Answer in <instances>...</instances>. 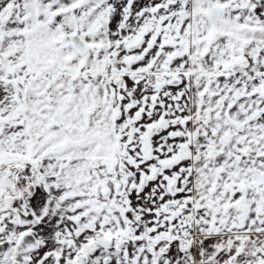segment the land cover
I'll list each match as a JSON object with an SVG mask.
<instances>
[{
  "label": "snow or ice",
  "instance_id": "obj_1",
  "mask_svg": "<svg viewBox=\"0 0 264 264\" xmlns=\"http://www.w3.org/2000/svg\"><path fill=\"white\" fill-rule=\"evenodd\" d=\"M0 264H264V0H0Z\"/></svg>",
  "mask_w": 264,
  "mask_h": 264
}]
</instances>
